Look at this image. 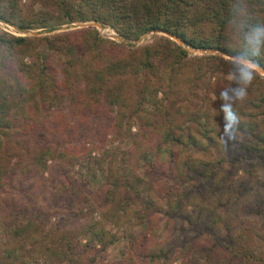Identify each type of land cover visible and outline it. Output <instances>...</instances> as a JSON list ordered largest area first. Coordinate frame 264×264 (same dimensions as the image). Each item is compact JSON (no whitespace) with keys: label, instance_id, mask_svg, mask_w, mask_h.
<instances>
[{"label":"trees","instance_id":"trees-1","mask_svg":"<svg viewBox=\"0 0 264 264\" xmlns=\"http://www.w3.org/2000/svg\"><path fill=\"white\" fill-rule=\"evenodd\" d=\"M18 2L0 0V22L15 26L22 33L42 28L50 20L51 16L36 22L22 18L17 14ZM38 3L57 10L60 21L98 23L130 41L146 33L163 32L191 49L218 51L229 59L216 55L189 57L185 49L163 36L137 51L130 45L99 37L94 28L87 27L65 35L67 38L61 43H45L47 50H51V58L71 57L77 48L83 50L81 58L67 59L59 81L48 61L40 59L43 53H33L29 63L23 57L19 59L26 38L0 34V140L6 139L9 131L15 134L23 131L15 126L17 121L20 125L24 121L21 127L24 130H36L40 109L58 103L61 98L84 107L79 113L84 117L89 115L86 111L94 113L96 108H115L114 126L118 129L126 126L128 130L136 126L139 138L121 168L123 174L120 177L108 174L103 195L110 204L99 215L106 218V211L113 209V221L118 224L127 221L130 215L146 224L147 235L142 242L131 238V247L144 251V255L136 257L141 262L151 258L153 264H172L181 256L188 264L236 261V264H264V234L243 227L248 236L232 235L229 220L217 210L229 206L232 199L237 203V198L251 196L256 201L255 215L264 222V78L253 70V79L246 82L242 77L245 66L230 59L246 56L264 72V0H38ZM70 75L77 82L82 80L81 84L75 85V80L70 83ZM220 75L232 76L233 81L227 88L215 90L214 100L205 97L204 101L183 108L177 106L182 101L168 98L176 87L198 91L207 85L205 82L209 84ZM241 92L245 93L243 98ZM226 110L240 118L235 134L225 124ZM165 116L170 118L167 125L162 121ZM184 116L194 124L190 132L173 127V119ZM50 128L56 130V126ZM140 146L144 150L139 151ZM45 151L39 145L35 152H26L27 167L29 164L46 167L38 157ZM221 152L225 154L220 155ZM0 156L3 159L1 141ZM89 159L91 165L103 167L104 160ZM8 161L6 165L0 164V184L11 170ZM140 161L149 166V176L155 177L158 184H162L164 177L180 184L171 187L177 190L176 199L169 201L166 197L165 183V188L161 186L159 190L154 184L146 185L145 189L148 175L140 176L133 170ZM84 164L81 161V168L95 173L91 165ZM16 166L17 163L12 165L13 169ZM188 181L198 184L183 187ZM180 186L183 188L179 189ZM236 194L239 197L235 199ZM119 197H124L120 203ZM163 204L168 210L165 214L168 225L177 218L191 226V231H187L193 235L189 242L176 235L162 243L154 240L157 215ZM185 204L194 208L187 212ZM117 212L123 215L120 217ZM0 218L9 234L33 238L43 247L45 264H51L55 258L58 263L65 260L81 264L84 255L94 254L96 246L104 252L116 239L105 231L101 220L91 218L82 226V233H77L85 241L79 245L83 244L86 250L76 259L70 239L73 230H46L41 222H36L37 218L31 219V223L23 221L19 228L10 227L5 222L7 217ZM59 231L62 250L53 249L59 245L55 238ZM37 255L25 257L8 249L5 256L10 261L0 264H30ZM127 263L135 264L133 259Z\"/></svg>","mask_w":264,"mask_h":264},{"label":"rangeland","instance_id":"rangeland-1","mask_svg":"<svg viewBox=\"0 0 264 264\" xmlns=\"http://www.w3.org/2000/svg\"><path fill=\"white\" fill-rule=\"evenodd\" d=\"M18 5L19 12L17 11V14L24 19L32 18L36 22L43 20V17L48 18L51 16V18L45 22V25L41 26L42 28L25 30L22 33H19L15 26L0 22V34L26 38L27 44L20 51L21 57L19 59L23 57L29 63L30 56L33 53H43L40 59L48 61L51 69L57 72V79L59 81H61V69L67 59L73 61L77 56V58H81L83 50L77 48L75 50L76 54L71 57L67 55L64 58L63 56L53 55L51 58V50H47L48 46L45 43H61V41L67 38L65 35L69 33L92 27L99 37L116 43L130 45L131 48L137 51L152 45L162 36L168 38L163 32L157 31L146 33L136 41L125 40L110 27L102 26L98 23L80 21L69 23L60 21L59 17H57V10L51 6L44 8L41 3H38V0H19ZM41 11L44 14H41ZM45 12L48 14H45ZM51 37H55L57 40L55 38L51 39ZM179 46L187 51L189 57L216 55L229 59L218 51L191 49L184 43ZM47 54H49L48 59L46 58ZM230 59L235 60L233 58ZM76 63L79 64V67L81 66L79 61ZM257 68L260 69L259 67ZM254 70L264 78L256 69ZM8 72H11V70L8 69ZM70 77L73 79H70V83H73L75 79L72 75ZM231 81H233L232 76L220 75L211 79L209 84L205 82L207 85L198 89V91L191 92L195 88H190V92H188L182 86L180 88L176 87L172 90V96H168V98L174 102L177 99L182 101L177 106L186 108L200 103V100L201 102L204 101L205 97L214 100V91L222 87L227 88ZM81 82L82 80L76 81L75 85L81 84ZM158 97H161V95H158ZM177 106L175 105L174 107ZM83 108L80 105H73L66 98H61L58 103L56 101L52 105H48L47 108L45 107L44 110L40 109L36 130H24L21 128L24 125V121L23 125H20L17 121L16 123L14 122L15 126L18 127L19 131H23L20 133L16 132V134L9 131L6 139L0 140L1 153L4 156L3 159L0 156V164L3 165L5 162L6 165V160H9L8 165L11 168L2 178L0 184V217H7V219L5 218V222L9 223L10 227L19 228L23 221L31 223V219L35 220L37 218L38 221L36 222H41V226H45L46 230L54 231L57 230L56 228L65 230L66 232L69 229L73 230L74 232L70 236V239L73 242L72 252L76 259L79 256H83V250L85 249L83 244L79 245L80 241L82 243H85V241L81 240L83 238L77 234L78 231L81 232L82 226L89 222L91 218L101 220L105 231L115 235V242L108 246L104 252L96 246L97 249L94 254H88L89 257L84 255L85 258H83L84 261H81V264H129L127 263L129 259H133L135 264H153L151 258L141 262V258L136 257V255H144L142 248L135 249L131 247L132 237L142 242V238L147 235L146 224H140L142 222L137 221L132 215L124 223L119 222L118 224L113 221V209L106 211V218L101 219L99 215L100 211L110 204L103 195L106 189L104 185L107 183L106 178L109 173L117 177L123 174L121 168L134 148V141L139 138L138 130L136 126H131L129 130L128 128L126 129V126H123L121 129L114 126L115 108L110 109L105 106L99 109L96 108L94 113L86 111L89 114L87 117L80 115ZM169 119L165 116L162 119L163 124L167 125ZM48 123L50 127L56 126V130L50 128ZM52 123L55 125L53 126ZM177 126L189 132L194 129V124L189 119H186L185 116L173 119V127ZM138 141L141 143V140ZM39 145L42 146V151L47 150L44 153L38 154L41 162L46 163V167L40 168L33 164H29V167H27L26 152H35L36 147H39ZM89 150L91 151L90 156H88ZM142 150L144 149L140 146L139 151ZM224 154V152H221L220 155ZM8 156L9 159H7ZM89 157L94 160H100V162L104 160L103 167L91 165L92 160L88 161L90 160ZM81 161L83 164L87 162L91 165L95 169V173H91V170L87 168H81ZM16 163L18 166L13 169L12 165ZM138 163V166L133 170L137 171V175L143 176L145 173L148 175V183L144 185L145 189L146 185L150 186L154 184L155 189L159 190L161 186L165 188L163 185L165 183L167 187L165 188V193L169 201L177 198L175 197L177 190L171 187L172 185L179 187V183L177 184L173 180L164 177L160 185L155 177L150 178L149 166L146 167L143 161ZM197 184L195 181H188L183 184V187H193L194 185L197 186ZM180 187L179 189L183 188L182 186ZM237 197H239L238 194H236L235 199ZM123 198L119 197L117 201L120 203L123 201ZM230 202L229 206L218 207L217 210L218 214L229 220L232 235L240 234L239 237L247 235V233L243 232V227L251 228L252 233L264 234V222L259 219V216L255 215L257 207L255 206L256 201L254 198L242 196L236 199L237 203H233V199ZM183 207L187 212H190L194 208L193 205L186 204ZM99 208L100 210H98ZM80 211H82V215L79 213ZM167 211L166 204H163L162 209L157 215L159 220L158 231L154 240L162 243L171 239L173 235H176L183 238V242L186 240L189 242L193 235L188 234L187 231H191V226L181 220H177V218L168 225L167 216H165ZM229 211L230 213H228ZM116 214L121 217L123 212H117ZM227 215H231L229 216L231 218H228ZM3 223L0 220V261H10L5 256V251L10 249L24 254L25 257H29L34 253L37 255L38 253L31 260L30 264L34 263V261H37L34 264H45L43 247L35 239L16 237V235L9 234ZM181 228L183 232L180 230ZM60 236L61 232L59 231L55 235V238L59 241V245L54 246L53 249H63V245L59 239ZM203 238L208 239L205 235H203ZM194 257L195 255L193 254L192 258ZM229 258L231 259V257ZM185 260V257L181 256L172 264H188ZM225 260L228 262L227 259ZM57 261L55 258L51 261V264H69L65 260L59 263ZM154 264L161 263L156 262ZM251 264L253 263L251 262Z\"/></svg>","mask_w":264,"mask_h":264},{"label":"clouds","instance_id":"clouds-1","mask_svg":"<svg viewBox=\"0 0 264 264\" xmlns=\"http://www.w3.org/2000/svg\"><path fill=\"white\" fill-rule=\"evenodd\" d=\"M234 59L245 66L242 70V77L246 82H251L253 79V70L257 68V65L252 60L243 55H238L234 57ZM239 95L241 98H243L245 93L241 92ZM239 119V116H237L235 113L231 112L230 110H226L225 124L229 129L232 130L233 134H235L239 128Z\"/></svg>","mask_w":264,"mask_h":264},{"label":"water","instance_id":"water-1","mask_svg":"<svg viewBox=\"0 0 264 264\" xmlns=\"http://www.w3.org/2000/svg\"><path fill=\"white\" fill-rule=\"evenodd\" d=\"M164 34H165L168 38H170L171 40L177 42L179 45H183V42H182L180 39H178V38H176V37H174V36H172V35H170V34H167V33H164ZM233 59H234V58H233ZM238 62H239V61H238ZM256 70L264 76V72H262V71H261L260 69H258V68H256Z\"/></svg>","mask_w":264,"mask_h":264}]
</instances>
